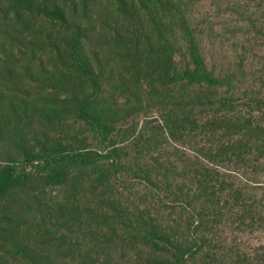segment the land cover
Here are the masks:
<instances>
[{
  "label": "trees",
  "instance_id": "obj_1",
  "mask_svg": "<svg viewBox=\"0 0 264 264\" xmlns=\"http://www.w3.org/2000/svg\"><path fill=\"white\" fill-rule=\"evenodd\" d=\"M258 10L0 0V264H264Z\"/></svg>",
  "mask_w": 264,
  "mask_h": 264
},
{
  "label": "rangeland",
  "instance_id": "obj_2",
  "mask_svg": "<svg viewBox=\"0 0 264 264\" xmlns=\"http://www.w3.org/2000/svg\"><path fill=\"white\" fill-rule=\"evenodd\" d=\"M207 11L214 18L213 21L215 23L224 22V19L221 18V17L215 18L214 14H215L216 11L214 9L207 8ZM202 14H204V12H202ZM257 14H264V12H263V10H258ZM210 42L211 41H209V37H208V39L206 37V46H207L208 53H210V48H211ZM212 43H215V42L212 41ZM225 44L230 46L229 42H225ZM213 54L218 56V57H220V58L227 57L226 62H228V61L232 62L234 60V58H232V55H234V52H232L229 48H227L224 53L221 52L218 48H216V51L213 52ZM256 55H257L258 58H256V62L253 65V70L252 71L256 72V73L257 72H261V74L258 76V78H260V77L264 78V43L261 44L260 50L258 51V53ZM251 239H253V237Z\"/></svg>",
  "mask_w": 264,
  "mask_h": 264
}]
</instances>
